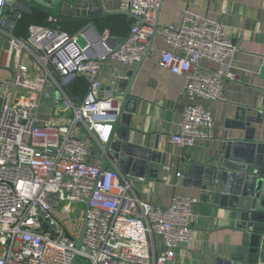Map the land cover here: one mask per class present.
<instances>
[{
    "label": "built area",
    "instance_id": "obj_1",
    "mask_svg": "<svg viewBox=\"0 0 264 264\" xmlns=\"http://www.w3.org/2000/svg\"><path fill=\"white\" fill-rule=\"evenodd\" d=\"M117 1L137 20L117 48L105 46L106 53L93 56L97 46L81 42L86 32L61 29L55 15L48 18L52 25L30 24L26 38L15 36L21 14L10 21L7 2L0 0V30L9 37L0 66L10 73L0 77V264H178L179 246L194 239V199L175 196L169 206L142 200L117 166L102 169L91 161L87 140L102 147L116 120L110 111L118 110L112 94L100 91V75L109 61L136 63L159 33L169 48L156 47L158 64L184 77L181 96L189 99L170 140L191 147L215 137L214 115L197 99L227 101L225 80H239L232 65L238 46L223 19L186 10L154 35L164 0ZM108 36L106 30L102 41ZM73 75L88 82L81 98L65 86ZM49 84L59 100L46 104ZM157 235L164 240L161 252Z\"/></svg>",
    "mask_w": 264,
    "mask_h": 264
},
{
    "label": "crops",
    "instance_id": "obj_2",
    "mask_svg": "<svg viewBox=\"0 0 264 264\" xmlns=\"http://www.w3.org/2000/svg\"><path fill=\"white\" fill-rule=\"evenodd\" d=\"M59 1L61 5L63 2L75 4L77 0ZM103 2L108 11H120L117 0ZM186 10L202 17L225 20L229 35L238 46L232 65L239 75V80H225L227 101L197 99L198 103L209 108L214 115L215 137L212 140H200L195 145L185 148H180L170 140L171 134L177 130L182 111L189 103V99L181 96L184 77L173 74L158 64L160 53L156 47L169 48L159 33L154 37V46L149 55L139 66L136 63L123 66L120 62L109 61L101 71L100 80L101 85H109L117 73L138 69L132 88V94L140 100L138 111L132 119L133 142L152 147L158 144L159 151L164 154V165L169 166V169H160V164L152 162L153 168H159L157 177L149 175L146 181L135 177L128 178L131 179L136 195L145 201L169 206L175 196H189L194 199L191 223L195 236L191 242L179 246L177 263L218 264L220 258L227 259L236 251L240 239L232 230L233 221L229 219L228 212L215 208L213 195L197 188L195 175L188 178L185 171L191 160L200 164L214 162L220 149V139L227 132H232L237 124L235 113L239 106H261L264 101V82L260 74L264 66V0H164L160 10V24L179 22ZM8 11L9 19L13 22V15L17 12L14 7L9 6ZM56 12L60 13L59 10ZM19 14L21 17L15 20L13 33L20 38L27 37L30 23H42L45 15H52L33 6L32 13L21 10ZM66 17V20L59 17L58 25L70 33L84 30L86 38L80 37L83 43L96 42L103 38L106 30L109 31L108 38L97 44L96 52H90L93 56H102L106 53L105 46L110 50L117 48L128 36L131 25L137 20L128 18L124 14H111L92 20ZM106 18H109L110 22H107ZM8 40L9 37L4 30H0V61L2 48L8 45ZM25 61L32 65L31 58L28 57ZM203 64L211 69L218 67L213 61H205ZM9 75V71L0 66V77ZM78 77L79 75L69 76L65 80V86L71 96L81 98L87 92L88 82L85 79L86 84L79 86L75 91L72 87ZM105 93L110 92L104 90ZM87 142L92 152L91 161L101 166L102 158L97 155L98 150H96H100L101 147L91 138ZM106 167L115 168L116 165L113 161H108ZM178 171L182 173L180 177L176 175ZM166 174L170 177L168 183L161 180ZM155 240L157 252L164 250L162 236L157 235Z\"/></svg>",
    "mask_w": 264,
    "mask_h": 264
},
{
    "label": "water",
    "instance_id": "obj_3",
    "mask_svg": "<svg viewBox=\"0 0 264 264\" xmlns=\"http://www.w3.org/2000/svg\"><path fill=\"white\" fill-rule=\"evenodd\" d=\"M34 1V2H33ZM104 0H77L75 4L59 0H6L16 12L21 10L32 13V6L66 20V16L92 20L111 14H124L128 18H137L130 10L108 11ZM60 11V13L56 11ZM160 27V12L155 32ZM154 40V39H153ZM148 52L136 62L139 66ZM102 43V38L93 42ZM106 52L108 51L105 47ZM137 68L117 73L109 85H101L100 91L110 92L115 99L117 109L111 110L116 119L109 140L102 144L97 155L102 158L101 168L108 161L113 163L127 177H157L159 168H153L152 162L164 168V154L158 144L153 147L133 142V116L138 111L139 98L132 94ZM264 82V66L261 71ZM2 86H0V94ZM59 91L52 84L46 88L44 103L50 104ZM237 123L232 132L220 139V149L213 163L200 164L191 160L185 174L188 178L195 175L196 186L214 197V207L228 212L233 221L232 230L240 239L236 251L227 259L220 258L218 264H264V101L261 106H239L235 113ZM83 238L78 243L81 247Z\"/></svg>",
    "mask_w": 264,
    "mask_h": 264
},
{
    "label": "trees",
    "instance_id": "obj_4",
    "mask_svg": "<svg viewBox=\"0 0 264 264\" xmlns=\"http://www.w3.org/2000/svg\"><path fill=\"white\" fill-rule=\"evenodd\" d=\"M44 15H45V14H44ZM43 18H44V21H43L42 23H36V22H34V23H30V24L52 25V24L49 22V20H48V18H49L48 15H45ZM19 19H20V18H19ZM20 21H21V20H20ZM106 21H107V22H110V19H109V18H106ZM18 23H19V20H18ZM107 25H108V24H107ZM16 28H17V27H16ZM85 84H86L85 78H84L83 76H79L77 82L75 83L74 87H72V88H74V90L77 91V89H78L79 86H84ZM71 91L73 92V89H71Z\"/></svg>",
    "mask_w": 264,
    "mask_h": 264
},
{
    "label": "rangeland",
    "instance_id": "obj_5",
    "mask_svg": "<svg viewBox=\"0 0 264 264\" xmlns=\"http://www.w3.org/2000/svg\"><path fill=\"white\" fill-rule=\"evenodd\" d=\"M58 115H54V118H57ZM82 262V258H80V263Z\"/></svg>",
    "mask_w": 264,
    "mask_h": 264
}]
</instances>
